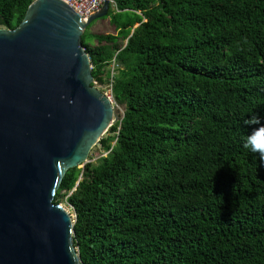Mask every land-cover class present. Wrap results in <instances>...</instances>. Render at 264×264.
<instances>
[{
	"label": "trees",
	"instance_id": "1",
	"mask_svg": "<svg viewBox=\"0 0 264 264\" xmlns=\"http://www.w3.org/2000/svg\"><path fill=\"white\" fill-rule=\"evenodd\" d=\"M34 1L0 0V28ZM113 1V30L82 44L101 89L117 54L123 119L54 198L81 263L264 264V157L245 147L264 126V0Z\"/></svg>",
	"mask_w": 264,
	"mask_h": 264
},
{
	"label": "water",
	"instance_id": "2",
	"mask_svg": "<svg viewBox=\"0 0 264 264\" xmlns=\"http://www.w3.org/2000/svg\"><path fill=\"white\" fill-rule=\"evenodd\" d=\"M114 5L85 21L62 0H35L15 30L0 28V264H82L73 216L54 198L123 119L82 44Z\"/></svg>",
	"mask_w": 264,
	"mask_h": 264
},
{
	"label": "built area",
	"instance_id": "3",
	"mask_svg": "<svg viewBox=\"0 0 264 264\" xmlns=\"http://www.w3.org/2000/svg\"><path fill=\"white\" fill-rule=\"evenodd\" d=\"M69 6H71L85 21H87L92 15L98 13L104 6L105 0H62ZM117 54L113 59L111 67V81L108 85L110 95L105 94L113 102V82L116 75L117 67ZM97 85V83H96Z\"/></svg>",
	"mask_w": 264,
	"mask_h": 264
},
{
	"label": "rangeland",
	"instance_id": "4",
	"mask_svg": "<svg viewBox=\"0 0 264 264\" xmlns=\"http://www.w3.org/2000/svg\"><path fill=\"white\" fill-rule=\"evenodd\" d=\"M114 10H116V5H114ZM109 19V18H108ZM106 19H97L93 22L91 28H90V32L91 33H97V34H106V33H109L110 30H113V28L111 27V25L108 23V21L105 22ZM110 29V30H109ZM112 33V32H110ZM117 74V73H116ZM98 88L104 92L105 94L107 95H110V91H109V88L108 86H105V87H102V89L99 87V85L97 84ZM113 103L114 105L117 107V115L119 117H122L123 116V113H124V107L123 106H119V105H116L115 102H114V99H113ZM107 136V134L105 135ZM95 151V153H93V157L91 159V162L93 163H97L99 161V159L102 157V156H106L107 154L100 148L99 145H97L93 150L92 152ZM92 152L90 154V156L92 155ZM89 161H90V157H89ZM80 168H84V166H81ZM63 207L67 209V207L63 204ZM68 210V209H67Z\"/></svg>",
	"mask_w": 264,
	"mask_h": 264
},
{
	"label": "clouds",
	"instance_id": "5",
	"mask_svg": "<svg viewBox=\"0 0 264 264\" xmlns=\"http://www.w3.org/2000/svg\"><path fill=\"white\" fill-rule=\"evenodd\" d=\"M251 123L259 124L258 117H251ZM245 147L250 148L254 152H258L264 157V126H260L251 136L248 137Z\"/></svg>",
	"mask_w": 264,
	"mask_h": 264
},
{
	"label": "crops",
	"instance_id": "6",
	"mask_svg": "<svg viewBox=\"0 0 264 264\" xmlns=\"http://www.w3.org/2000/svg\"><path fill=\"white\" fill-rule=\"evenodd\" d=\"M106 21H109V19H107Z\"/></svg>",
	"mask_w": 264,
	"mask_h": 264
}]
</instances>
